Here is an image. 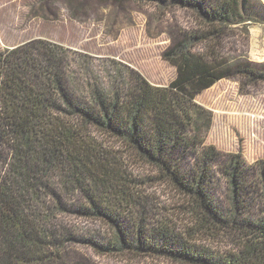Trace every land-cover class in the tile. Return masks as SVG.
<instances>
[{
    "label": "trees",
    "instance_id": "1",
    "mask_svg": "<svg viewBox=\"0 0 264 264\" xmlns=\"http://www.w3.org/2000/svg\"><path fill=\"white\" fill-rule=\"evenodd\" d=\"M133 1L199 22L164 52L176 69L167 86L129 67L110 90L82 86L71 51L43 39L0 51V264H83L69 262L71 244L178 264H264V160L209 144L213 113L196 101L222 80H264L224 47L232 26L264 12L251 0ZM158 187L178 204L161 203ZM219 243L228 250L210 247Z\"/></svg>",
    "mask_w": 264,
    "mask_h": 264
},
{
    "label": "rangeland",
    "instance_id": "2",
    "mask_svg": "<svg viewBox=\"0 0 264 264\" xmlns=\"http://www.w3.org/2000/svg\"><path fill=\"white\" fill-rule=\"evenodd\" d=\"M251 4L254 11L264 12V0H251ZM256 18L230 28L225 55L264 70V20ZM199 28L190 10L160 9L133 0H0V51L35 39L58 44L71 51L72 70L80 85L89 81L108 90L116 71L124 67L138 71L153 85H169L176 69L163 59L164 52L180 34ZM196 101L213 113L209 144L226 153L241 152L249 164L264 160V80L253 84L222 80ZM138 170L148 167L141 165ZM150 191L166 206L179 202L170 189ZM68 222L85 233L108 235L106 229L86 220L69 217ZM227 245L210 247L223 252ZM68 251L69 262L83 264H178L125 254L103 256L77 244Z\"/></svg>",
    "mask_w": 264,
    "mask_h": 264
}]
</instances>
